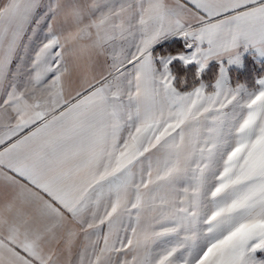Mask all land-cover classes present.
Listing matches in <instances>:
<instances>
[{
	"label": "snow or ice",
	"instance_id": "1",
	"mask_svg": "<svg viewBox=\"0 0 264 264\" xmlns=\"http://www.w3.org/2000/svg\"><path fill=\"white\" fill-rule=\"evenodd\" d=\"M0 264H264V0H0Z\"/></svg>",
	"mask_w": 264,
	"mask_h": 264
}]
</instances>
